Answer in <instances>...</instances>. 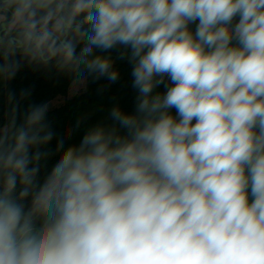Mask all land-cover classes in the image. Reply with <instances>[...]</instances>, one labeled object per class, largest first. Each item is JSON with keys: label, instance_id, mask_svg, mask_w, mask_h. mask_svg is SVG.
Masks as SVG:
<instances>
[{"label": "clouds", "instance_id": "obj_1", "mask_svg": "<svg viewBox=\"0 0 264 264\" xmlns=\"http://www.w3.org/2000/svg\"><path fill=\"white\" fill-rule=\"evenodd\" d=\"M117 49L135 110L78 144L8 93L0 264H264V0H0V86L114 83Z\"/></svg>", "mask_w": 264, "mask_h": 264}, {"label": "trees", "instance_id": "obj_2", "mask_svg": "<svg viewBox=\"0 0 264 264\" xmlns=\"http://www.w3.org/2000/svg\"><path fill=\"white\" fill-rule=\"evenodd\" d=\"M119 52V49L113 50L110 55L119 56ZM115 68L120 73L116 82H109L105 78L93 81L89 78L85 91L67 98L61 106L49 110L48 121L56 133L50 145L53 149L58 138L63 137L67 147L78 144L89 128L101 123L111 124L109 113L115 106L126 112L135 110L137 92L132 87V65L124 59L115 61ZM72 85L70 75L59 73L54 68H35L25 63L13 80L0 87V123H6L9 117V92L15 93L18 99L22 91L30 93L20 101L19 123V117L29 105L49 103L59 95H67ZM159 90L164 91L163 86ZM77 121L80 122L79 127ZM57 158L53 155L49 159V169Z\"/></svg>", "mask_w": 264, "mask_h": 264}, {"label": "rangeland", "instance_id": "obj_3", "mask_svg": "<svg viewBox=\"0 0 264 264\" xmlns=\"http://www.w3.org/2000/svg\"><path fill=\"white\" fill-rule=\"evenodd\" d=\"M112 56V55H111ZM112 58L114 59V61H120L121 59L119 58V56H112ZM4 86V85H3ZM2 87V86H0ZM86 89V86H80V85H77V86H71L67 95H59L58 97H56L54 100L50 101L49 104H50V109H54L56 107H59L61 106L65 100L67 98H71V97H74L80 93H82L83 91H85Z\"/></svg>", "mask_w": 264, "mask_h": 264}]
</instances>
